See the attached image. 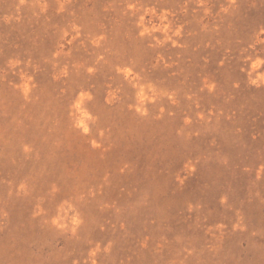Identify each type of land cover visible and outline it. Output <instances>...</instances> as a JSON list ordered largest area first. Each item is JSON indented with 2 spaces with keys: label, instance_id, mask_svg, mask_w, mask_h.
<instances>
[{
  "label": "rangeland",
  "instance_id": "374dc122",
  "mask_svg": "<svg viewBox=\"0 0 264 264\" xmlns=\"http://www.w3.org/2000/svg\"><path fill=\"white\" fill-rule=\"evenodd\" d=\"M0 264H264V0H0Z\"/></svg>",
  "mask_w": 264,
  "mask_h": 264
},
{
  "label": "clouds",
  "instance_id": "9594fccd",
  "mask_svg": "<svg viewBox=\"0 0 264 264\" xmlns=\"http://www.w3.org/2000/svg\"><path fill=\"white\" fill-rule=\"evenodd\" d=\"M252 67H253V68H256V67H257V64H253Z\"/></svg>",
  "mask_w": 264,
  "mask_h": 264
}]
</instances>
